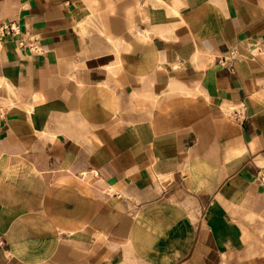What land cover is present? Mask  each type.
Masks as SVG:
<instances>
[{"label": "crops", "instance_id": "crops-1", "mask_svg": "<svg viewBox=\"0 0 264 264\" xmlns=\"http://www.w3.org/2000/svg\"><path fill=\"white\" fill-rule=\"evenodd\" d=\"M3 22L0 264H264V0H0Z\"/></svg>", "mask_w": 264, "mask_h": 264}, {"label": "built area", "instance_id": "built-area-1", "mask_svg": "<svg viewBox=\"0 0 264 264\" xmlns=\"http://www.w3.org/2000/svg\"><path fill=\"white\" fill-rule=\"evenodd\" d=\"M20 33V28L18 27V25L15 22H3L0 24V47L3 43V41L7 38V37H13L15 35H18ZM19 44L20 46L24 47L26 45L24 40H19ZM31 48L32 51H37V46L36 45H30L29 46ZM245 108L246 105L243 106V110L236 112L237 113V118L239 120L245 121L246 120V114H245ZM2 245V239L0 236V246Z\"/></svg>", "mask_w": 264, "mask_h": 264}]
</instances>
